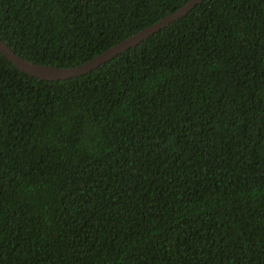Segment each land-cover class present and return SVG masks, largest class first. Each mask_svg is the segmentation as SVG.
Instances as JSON below:
<instances>
[{
  "label": "trees",
  "instance_id": "obj_1",
  "mask_svg": "<svg viewBox=\"0 0 264 264\" xmlns=\"http://www.w3.org/2000/svg\"><path fill=\"white\" fill-rule=\"evenodd\" d=\"M186 0H0L72 66ZM0 264H264V0H200L90 70L0 52Z\"/></svg>",
  "mask_w": 264,
  "mask_h": 264
},
{
  "label": "water",
  "instance_id": "obj_2",
  "mask_svg": "<svg viewBox=\"0 0 264 264\" xmlns=\"http://www.w3.org/2000/svg\"><path fill=\"white\" fill-rule=\"evenodd\" d=\"M200 0H186L175 10L165 14L158 20L140 28L136 32L122 38L109 47L101 50L89 59L72 66H58L54 64L36 62L25 58L14 51L8 44L0 38V52L7 57L21 71L42 78V79H61L68 78L84 73L100 63L108 60L116 53L138 43L151 33L157 31L171 20L183 15L190 10Z\"/></svg>",
  "mask_w": 264,
  "mask_h": 264
}]
</instances>
